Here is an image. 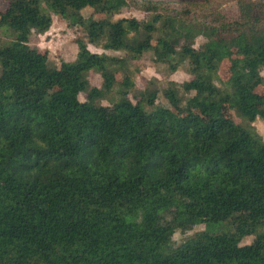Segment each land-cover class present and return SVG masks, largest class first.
Listing matches in <instances>:
<instances>
[{"label":"trees","instance_id":"obj_1","mask_svg":"<svg viewBox=\"0 0 264 264\" xmlns=\"http://www.w3.org/2000/svg\"><path fill=\"white\" fill-rule=\"evenodd\" d=\"M3 1L0 264H264V0L199 26L113 20L125 0ZM52 15L83 33L58 66L29 45ZM146 54L191 80L135 91Z\"/></svg>","mask_w":264,"mask_h":264},{"label":"rangeland","instance_id":"obj_2","mask_svg":"<svg viewBox=\"0 0 264 264\" xmlns=\"http://www.w3.org/2000/svg\"><path fill=\"white\" fill-rule=\"evenodd\" d=\"M126 8L122 9L118 15L113 17V20L119 18H135L137 20H147L151 15H170L183 22V24L199 26L201 24H210L217 15L228 20H234L237 16V8L233 1L230 0H125ZM7 8L6 2L0 0V12ZM148 9L151 11H148ZM83 17H92L95 20L104 19V16L94 15L91 9H84ZM76 39H83L82 30L78 27L69 28L66 23L52 15V25L48 32L44 35H32L29 45L35 47L40 53L47 54L53 64L58 66L61 61L71 62L75 59L77 47ZM204 42L203 38L197 37L194 41V47L197 48ZM88 49L94 53H101L99 49L88 46ZM226 66H222L219 70V75H224ZM132 78L135 83V91L144 90L150 83L155 81L160 86H164L168 81H173L177 84L191 80V76L184 65L174 74H168L167 70L162 65H155L151 61V56L146 54L141 60L133 62L130 66ZM264 76V70L262 71ZM89 84L92 87L99 88L101 78L98 74L90 72L88 75ZM256 92L261 93L258 88ZM80 102L85 101L84 95H79ZM129 99L134 101L131 96ZM164 102L159 100L158 103ZM106 105V101L102 102ZM226 111V110H225ZM236 123H241L242 120L235 113H232ZM243 123V122H242ZM253 127L260 135L264 142V124L260 120L253 123ZM203 226L193 227L190 231L182 234L177 232L173 238V245L181 244L187 237L194 233L201 232ZM246 240L244 244H248Z\"/></svg>","mask_w":264,"mask_h":264}]
</instances>
